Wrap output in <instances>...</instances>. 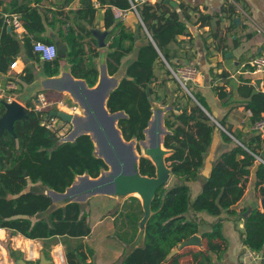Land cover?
I'll list each match as a JSON object with an SVG mask.
<instances>
[{"label":"trees","instance_id":"1","mask_svg":"<svg viewBox=\"0 0 264 264\" xmlns=\"http://www.w3.org/2000/svg\"><path fill=\"white\" fill-rule=\"evenodd\" d=\"M41 1L11 0L0 3V74L8 72L10 64L22 56L24 49V58L39 63L44 76H58L60 62L65 59L70 65V73L93 87L99 78L96 58L105 56L108 73L115 75L124 59L129 57L125 74L111 91L107 106L111 112L123 110L126 113L118 120L126 140H142L153 103L167 104L156 85V67L159 64L171 74L166 65L176 66L172 46H181L183 41L180 36L190 34L178 11V8H184V4L174 7L172 0H157L154 3L150 0H81L79 8L65 10L73 0H52L54 8L49 9L50 16L43 9L33 6V2ZM132 1L137 4L140 16L137 32L117 19L113 10L114 7L129 10ZM96 2L105 8L102 27L110 29L105 48H98L90 30L98 25ZM230 8L233 14L236 6L230 4ZM8 11L19 13L32 35V38H25L23 45L4 23L3 12ZM213 18L212 14H201L199 20L205 23ZM56 38L66 45V50L57 58L42 60L33 51L32 41L55 43ZM34 79L33 67L27 66L16 80L22 84L31 83ZM175 81L178 87H182ZM190 86L193 85L188 87L194 100L189 97L187 102L191 104L174 100L164 121L169 130L164 138V147L168 150L165 160L175 178L174 183L157 190L151 202L152 213L146 223L143 243L125 254L118 264H180L183 253L179 252L171 259L168 255L194 234L206 239V248L193 252L194 262L214 264L211 251L218 252L220 249L217 241L224 238L223 218L208 222L201 214L204 212L219 217L227 211L236 215L232 207L246 194L254 167V186L264 197V161L260 159L264 152V132L260 128L252 132L227 128L235 139L225 131H222V136L232 146L215 160L201 190L191 199L192 183L198 180L218 128L208 114L211 110L206 98ZM243 88L247 90L245 94L248 98L243 105L252 112V122L264 121V91H254L252 86L245 85L240 87V92ZM226 94L223 90L219 92L222 98ZM3 101L0 99V114L5 110ZM68 104L73 106L71 101ZM33 107L28 104V118L15 122L16 135L6 131L0 137V228H6L14 235L41 240L48 259H52L50 246L53 239L63 238L66 264H92L96 251L81 240L92 233L91 214L87 207L80 202H69L50 210L51 198L31 188L32 184L40 183L49 189L64 192L78 175L88 173L97 177L108 166L95 154L94 142L89 134H82L74 141H61L57 132L41 123L40 113ZM219 122L226 126L224 120ZM140 172L156 176L155 164L143 155L140 156ZM124 202L122 209L115 212L122 221L116 224L113 237L129 245L138 237L144 209L137 196H131L130 201ZM243 216V244L255 254L264 253V210L259 205L244 208ZM205 224L210 228L205 229ZM71 239H76V243ZM10 254L15 258L23 256L13 248ZM39 262V259L28 261L29 264Z\"/></svg>","mask_w":264,"mask_h":264},{"label":"crops","instance_id":"2","mask_svg":"<svg viewBox=\"0 0 264 264\" xmlns=\"http://www.w3.org/2000/svg\"><path fill=\"white\" fill-rule=\"evenodd\" d=\"M2 1L6 3L11 0H0V3ZM51 1L42 0L39 3L33 2V6L43 9V11L48 12L51 16L49 9L54 8ZM156 1L151 0L153 3ZM172 1L176 3L174 7H178L181 3L184 4V8H178V11L181 18L187 23L190 33L189 35L180 36L179 39L183 41L181 46L173 45L176 49L173 61L176 65L191 63L199 67L203 75L193 87L206 98L211 110V113H208L214 117L222 129H216L217 135L213 138V142L205 155L204 166L200 170L198 180L192 183V190L195 188V192L198 194L201 190L200 187L202 188L203 185L202 181H200V176L209 165L206 164L207 159L213 163L222 152L232 146L230 143L224 141L222 131L227 132L232 138L234 136L227 128L232 131L240 129L246 132L259 131L251 120L252 112L243 105L248 100L245 94L247 90L243 88L240 92V87L248 85L252 86L254 91H264V71H256L252 69L253 66L250 64L255 57L264 55V0ZM230 4L236 6L233 14L230 11ZM3 5H1V9ZM80 6L81 0H73L72 4L66 6L64 9H77ZM6 13L16 12H3V14ZM104 13L105 8L98 6L97 26L100 29H104L102 27ZM201 14H212L214 18L204 23L199 20ZM138 16L135 12L129 11L126 19L123 21L128 28L135 32H137L138 23L140 22V16ZM24 40H20L22 45ZM22 51L21 55L23 57H18L19 67L16 70L8 71L12 75H19L27 66H32L35 79L31 83L22 82V84H19L18 89L14 92L15 100L28 107V104H35L36 96L40 92L51 95H54L55 92H65V90H58L56 86L48 88L46 79L49 77L42 74L40 64L27 61L24 58L26 56L24 49ZM128 59L130 58H125L123 63L127 64ZM95 61L98 64L100 74L101 66L105 64V56L96 58ZM60 64V74L55 77L70 73V65L65 59H62ZM258 79H261L260 86L256 83ZM2 82L0 81V86H3L4 82ZM220 90L227 93L224 98L220 97ZM220 120L225 121V127L220 124ZM260 130L264 132L263 129ZM254 168L249 177L246 194L232 207V210H236V215L227 211L223 212L219 217H210L204 212L201 214L208 222H214L219 218H223L224 238L217 241L220 244L219 251H211L214 264H264V253H253L242 241L244 230L243 209L259 205L261 210H263L260 204L262 196L254 186ZM196 193L192 192V195L195 197ZM205 245H198L199 249L196 251L204 250L206 248ZM193 252L195 251L189 252L191 261L187 264H196L193 259ZM183 256L185 255L183 254ZM182 257L180 258V264H183Z\"/></svg>","mask_w":264,"mask_h":264},{"label":"water","instance_id":"3","mask_svg":"<svg viewBox=\"0 0 264 264\" xmlns=\"http://www.w3.org/2000/svg\"><path fill=\"white\" fill-rule=\"evenodd\" d=\"M171 4L176 5L174 1H171ZM8 30L11 31V28L8 27ZM90 30L96 40L98 48H105L107 46L106 36L110 32V29H100L96 26L90 28ZM54 44L57 47L58 55L66 50L65 43L59 38L55 39ZM105 64H102L97 85L93 87L88 86L84 79L75 78L71 73L46 79L48 88L56 86L60 91L70 90L72 95H74V99L78 101L82 109V115L63 110H52L51 115L74 124V128L69 135L71 141H74L82 134H89L94 142L95 154L104 159L108 166L97 177H92L88 173L80 174L64 192L48 189L46 195L52 197V201L58 198H67V196L72 195L71 198H67L62 202L57 203L55 201L50 207V209H54L69 202H81L93 194H117L122 188L133 190L141 195L143 199L144 216L139 222V227L141 225L143 226V230H141L143 232V243L146 223L152 213L151 202L157 190L165 186L172 175L171 168L167 166L165 160L167 155L164 157L163 151L165 149L168 154V150L164 147V138L169 133V130L164 123V110H153L148 124L144 129V138L139 143L152 156L150 158L143 155L150 158L155 164L156 176L150 177L141 174L140 155L136 149L137 140H126L118 126V120L125 117L126 113L123 110L111 112L107 106V100L111 91L117 87L119 80L124 74L117 72L115 75H110ZM116 75L120 76L116 78ZM256 83L260 86L261 79H258ZM189 94L194 99L193 94ZM3 105L5 110L0 114V137L6 131L16 135L15 122L28 118L27 107L15 99L12 101L4 100ZM167 108L170 109L172 106H168ZM176 109L179 110L180 108L176 107ZM209 116L216 121L210 114ZM260 159L264 161V152L263 157ZM260 204L264 210V197H262ZM139 234L140 231L137 239L139 238ZM202 244L201 236L194 234L175 247L168 255V259H171L187 246H201ZM15 261L17 264H29L25 258H20ZM51 263H53V260H49L44 255L39 262V264Z\"/></svg>","mask_w":264,"mask_h":264},{"label":"rangeland","instance_id":"4","mask_svg":"<svg viewBox=\"0 0 264 264\" xmlns=\"http://www.w3.org/2000/svg\"><path fill=\"white\" fill-rule=\"evenodd\" d=\"M133 12H135V11H133ZM175 50L176 49L173 46L172 51H175ZM126 66H127V64L123 63L120 67V72H122L123 74H125ZM166 67L168 68L167 65H166ZM120 72H119V74H120ZM156 72L158 75V80H157V84H156V85H158L157 88L160 92L161 97L167 102V104H162L160 102H154L153 103V110H156V111L164 110L163 119L165 121V117L168 115V113L172 109V108L169 109L167 107L168 106L173 107V101L174 100L177 102H180V103H188V104L190 103L191 104V102H187V101H189V97H191V96L183 87H178L175 79L173 78L172 73L168 74L164 70V68L162 66H160L159 64L156 67ZM119 76L120 75H116L115 77L118 78ZM163 79H164V81H163ZM190 87L192 88L193 86H190ZM65 92H59V93L55 92L53 97H52L53 98L52 99L53 105H50L48 107L52 110H63V111H67L69 113H77L79 115H82V109H81L78 101L74 99V95H72V93L69 94V93H65ZM58 98H60L65 103L64 106L59 107V105L55 103V100ZM69 101H71L73 106H69V104H68ZM74 107H77L78 112L75 111ZM68 110H70V111H68ZM214 122L216 123L217 128L221 129L220 126L218 125V123L216 121H214ZM58 125H60V126L63 125L61 128L62 129L61 141L70 140L69 135L74 128V124L69 123V122H65L62 119H60ZM63 127H65V128H63ZM216 132L217 131H215V133H214V137L217 135ZM137 146H139V150L137 149ZM136 149H137L140 156L146 155V156L152 158L150 153H148L145 149H143V147L139 143V141H137V143H136ZM163 151H164V157H165L167 155V153H166L165 149ZM214 162H215V160L213 161V163ZM213 163L207 159L206 164H209V165L204 169V171L202 172V174L200 176V181H202V184L205 182V180L208 176V172L210 171V168L213 165ZM174 180H175L174 176L171 175L169 181L167 182V184L165 186L169 187V186L173 185ZM32 185H34L35 187L32 186L31 189H34L36 191L38 190L39 192L47 193V191L49 189L47 186H44L40 183H35ZM200 189H201V187H200ZM192 192L196 193L195 188H193ZM192 192H191V194H192ZM131 196H137L140 199L141 203H143V199H142L141 195H139L137 192H134L133 190L125 189V188H122L121 190H119V192L117 194H115V193H112V194H104V193L93 194L90 197H88V198H86L80 202L84 206L87 207V209L90 211V214H91L90 223H91V227H92V233L90 236L84 237L81 240L84 243L92 246L96 251V255H95V258L93 259L92 264H118L120 259L125 254H127L129 251H131L136 245L142 243V239H143L142 238L143 232L141 231V230H143L142 225L139 227L140 234H139V238L137 239V241L135 243H132L129 245H124V244H122V242H120L115 237H113V234L115 233V231L117 229L116 224H121V221H122L121 217H119L120 215L115 213V212L118 211L120 208L122 209V207L125 203L124 201L125 200L130 201ZM71 197H72V195L67 196V198H71ZM50 198L52 201V197H50ZM67 198H61V199L58 198L59 200L56 199V200L52 201V204H54L55 201L57 203L62 202L64 200H66ZM193 198H194V195L191 196V199H193ZM209 216L215 217V216H211V215H209ZM207 219L210 220L209 218H207ZM208 226L209 225L205 224L204 228L209 229L210 226L209 227ZM9 235L11 237L8 238L7 240H5L3 244L6 246L7 250L10 252L11 249L13 248L12 242H15L17 245L18 241L21 242L22 239H21V237L20 238L18 237V241L16 242L15 240L14 241L12 240L13 234L11 232H9ZM71 241L73 243H76V239H71ZM202 241H203V245H205L206 239H203ZM36 243L41 247V253H40V258H39V260H41L43 255L46 257V253L43 250V242L41 240H38V242H36ZM51 243H52L50 246V252L51 253H52L53 248L57 244H62L64 249H65V245L63 243V238H55V239H53V241ZM198 249H199L198 245H192V246H187V247L183 248L180 251V253H183L185 255L181 259L183 261V264H187L191 261L190 260L191 255L189 254V252L190 251L191 252L196 251ZM21 258H25L24 255ZM2 259H3L2 256H0V264L2 262ZM12 259L17 260L20 258L12 257ZM49 260H53V259H49Z\"/></svg>","mask_w":264,"mask_h":264},{"label":"built area","instance_id":"5","mask_svg":"<svg viewBox=\"0 0 264 264\" xmlns=\"http://www.w3.org/2000/svg\"><path fill=\"white\" fill-rule=\"evenodd\" d=\"M139 2H143L146 0H135ZM99 3L96 2V7L98 8ZM114 14L117 19L125 20L129 11H137V4L132 1V6L129 10H123L114 7ZM139 15V14H138ZM4 23L11 28V30L15 33L16 37L19 40H23L26 37H31L32 35L29 33L27 28L25 27L21 15L19 13H6L3 14ZM33 51L38 53L42 60H52L57 58L58 52L57 47L54 43H45L43 41H32ZM251 66L255 68L256 71H264V55L255 57L251 62ZM169 70L171 71L173 77L180 83V85L188 92L191 93L188 85H196L198 80L202 77V72L194 64L191 63H182L176 66H171L167 64ZM19 67V59L17 58L10 64L9 71L16 70ZM7 72L6 74L0 75V81L4 82L3 86H0V99L5 101H12L15 99L14 92L18 89L19 84L17 82V75H12L11 72ZM2 82V83H3ZM53 95L40 92L36 96V102L33 105V109L39 112V116L41 118V123L45 125L50 130L57 132L60 136H62V126L58 125L60 118L57 116L51 115L52 109L48 106L53 105L52 98ZM55 103L59 105V107L64 106L65 103L60 99H56ZM75 111H77V107H74ZM255 127L258 129L264 128V121H258L255 124ZM65 128V127H63ZM10 230L6 228H0V256H2L1 264H17L14 259H12L10 252L7 250L6 246L3 244L5 240L10 238L9 235ZM18 237L22 239V241H18ZM12 240L18 241L17 245L15 242H12V246L15 250H19L28 261H36L40 258L41 247L36 243L37 239H29L21 234L12 235ZM52 259L55 264H66V251L62 244H57L52 250Z\"/></svg>","mask_w":264,"mask_h":264},{"label":"bare ground","instance_id":"6","mask_svg":"<svg viewBox=\"0 0 264 264\" xmlns=\"http://www.w3.org/2000/svg\"><path fill=\"white\" fill-rule=\"evenodd\" d=\"M66 91V93H69V94H71L72 92L70 91V90H65ZM107 122V121H106ZM106 127H107V125H106Z\"/></svg>","mask_w":264,"mask_h":264}]
</instances>
